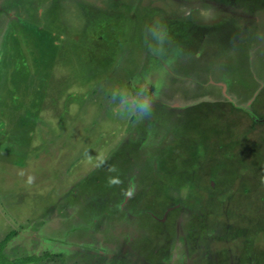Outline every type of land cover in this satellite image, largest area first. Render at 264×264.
<instances>
[{"label":"rangeland","instance_id":"1","mask_svg":"<svg viewBox=\"0 0 264 264\" xmlns=\"http://www.w3.org/2000/svg\"><path fill=\"white\" fill-rule=\"evenodd\" d=\"M205 5L216 12L207 24L195 18ZM145 75L170 84L152 89L150 114L121 115L111 91ZM262 129L264 0H0V244L11 263L104 264L99 251L139 198L155 214L152 197L184 207L165 221L171 240L187 209L243 226L239 215L264 209ZM255 238L264 247V230ZM177 240L161 264H194Z\"/></svg>","mask_w":264,"mask_h":264},{"label":"flooded vegetation","instance_id":"2","mask_svg":"<svg viewBox=\"0 0 264 264\" xmlns=\"http://www.w3.org/2000/svg\"><path fill=\"white\" fill-rule=\"evenodd\" d=\"M169 84L170 80L167 81V85ZM167 85L162 84V86L158 85V87L159 89H162ZM252 116L255 117L253 114ZM261 136L264 137V130L261 131L260 137ZM258 139L261 141V143L259 142V144L255 145V147H261L264 155V141L259 137ZM122 153V155L119 154L118 156L128 157L125 152ZM260 160L261 159H259L257 164L261 168L264 166V158L261 161ZM160 167L162 168V166ZM220 170L221 171L218 172L219 177H224V175H227V171H225L226 169L224 170L222 167ZM174 176L176 177V175ZM166 179V175L161 177V181L163 182H166ZM176 179V181L179 182L180 178ZM109 191H111V189ZM109 191L106 193L103 200V202L106 201L107 206H111V199H113ZM151 199H153V203L156 206L152 208V210H154L157 214L152 213L149 209L142 207V205H140V198L135 199L136 201L132 205L133 208L131 207L132 209L130 208L131 210L128 213V215H131L129 218L130 220L132 218V224H125V227L123 225L119 226L117 232L118 238L113 241L114 243H109L110 245L105 246L103 249L101 248L99 251L100 255L104 257V264H115V260L117 264H126V262L123 260L124 258L130 259L132 264H161L163 262V255L167 256L169 253L174 255L173 250L176 248L173 249L174 247H172L171 243H178V238L184 239L185 243H187L183 247V249L186 251L188 250L186 254H197L196 256H193L194 264H256V261L257 264H264V247L254 246L253 244L255 240L257 241L255 238L257 233L261 230H264V209L261 205L257 206V211L253 209L251 210L252 212L255 211L254 216H248L246 214L239 215L240 217L238 220L240 221L238 222H241L243 226H240L239 224L233 226V224L222 221V216L225 215L220 209H208V207H205L204 209L201 207L199 210L187 209L188 217L186 220L183 219L178 223V230L175 232L176 240H171L173 238L172 235H174V231L172 232V230L167 227L165 221L171 213H174L176 210L179 211L184 209V207L178 209L175 208L171 211L172 208L170 207L162 208L160 203L155 204L154 199L156 198L152 197ZM250 202L252 201H247V204H251ZM205 204V206H209L208 202H205ZM227 211L228 217L226 218L229 219L232 215H234V212L232 207H229ZM159 212H163V217H158ZM209 213L211 214L210 220H208ZM116 215L117 214H115V216ZM220 215L221 219L218 217ZM105 217L110 218L111 214H106ZM78 221L79 220H77V222ZM94 223L96 224L97 220H95ZM73 227L78 229L79 225ZM85 228L87 231V228L90 230L91 227H82V229ZM121 234H123L124 237H120ZM240 234L243 235V240L240 247L237 248L236 237ZM148 235H151V238L147 237ZM226 242L234 243L233 245H235L237 249L229 251L224 246V249H218L213 253L214 250H211L209 247V244L211 243ZM46 244L50 245L49 243H43V245L39 246L41 249L35 248L33 250L36 252L37 250H42L43 246ZM47 250L48 252L51 251L49 248ZM111 255H115V257L112 258V261L110 258ZM182 261H186L184 257H182ZM26 264H32V262Z\"/></svg>","mask_w":264,"mask_h":264},{"label":"clouds","instance_id":"3","mask_svg":"<svg viewBox=\"0 0 264 264\" xmlns=\"http://www.w3.org/2000/svg\"><path fill=\"white\" fill-rule=\"evenodd\" d=\"M188 15H192V10L188 9ZM195 18L207 24L216 19L215 9L210 5L200 7L196 12ZM150 75H145L142 81L132 85L134 91H129L124 87H116L111 91L113 103L121 115L143 117L150 114L153 102L152 89L157 87ZM131 99L132 103L128 100Z\"/></svg>","mask_w":264,"mask_h":264},{"label":"trees","instance_id":"4","mask_svg":"<svg viewBox=\"0 0 264 264\" xmlns=\"http://www.w3.org/2000/svg\"><path fill=\"white\" fill-rule=\"evenodd\" d=\"M111 209H113L112 207H110V206H107L106 204H105V206H104V215H106V214H111L113 211H111ZM74 218V217H73ZM91 229V228H90ZM7 239V238H6ZM6 244V243H5ZM4 244H0V264H18V263H11L10 261H9V259L8 258H6V255L4 254ZM1 257L3 258V259H1ZM31 259L30 258H27V259H25L22 263H20V264H26V263H30L31 261H30Z\"/></svg>","mask_w":264,"mask_h":264}]
</instances>
